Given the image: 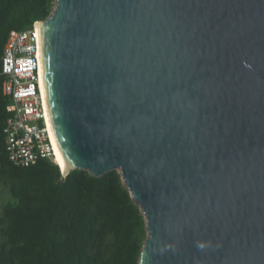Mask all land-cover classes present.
Listing matches in <instances>:
<instances>
[{"label": "water", "instance_id": "obj_1", "mask_svg": "<svg viewBox=\"0 0 264 264\" xmlns=\"http://www.w3.org/2000/svg\"><path fill=\"white\" fill-rule=\"evenodd\" d=\"M38 39L65 174L120 173L137 264H264V0H55Z\"/></svg>", "mask_w": 264, "mask_h": 264}, {"label": "trees", "instance_id": "obj_2", "mask_svg": "<svg viewBox=\"0 0 264 264\" xmlns=\"http://www.w3.org/2000/svg\"><path fill=\"white\" fill-rule=\"evenodd\" d=\"M54 4L0 0V57L11 29L45 19ZM2 79L0 73V184L10 200L0 202V264H137L145 219L116 169L101 176L74 169L62 176L49 158L29 166L9 160Z\"/></svg>", "mask_w": 264, "mask_h": 264}, {"label": "built area", "instance_id": "obj_3", "mask_svg": "<svg viewBox=\"0 0 264 264\" xmlns=\"http://www.w3.org/2000/svg\"><path fill=\"white\" fill-rule=\"evenodd\" d=\"M38 27L36 20L28 28L11 29L0 57L1 92L9 99V117L3 128L5 147L9 160L20 166L40 158L56 163L42 93Z\"/></svg>", "mask_w": 264, "mask_h": 264}, {"label": "bare ground", "instance_id": "obj_4", "mask_svg": "<svg viewBox=\"0 0 264 264\" xmlns=\"http://www.w3.org/2000/svg\"><path fill=\"white\" fill-rule=\"evenodd\" d=\"M41 84H42V79H41ZM44 101H45V100H44ZM45 105H46V103H45ZM47 122H48V126H49V129H50L51 139H52L53 144H54V150H55V161H56V163L59 165V168L61 169V171H62L63 173H66V171H67V170H66V166L60 161L59 150H58V148L56 147V144H55V142H54V140H53L52 133H51V127H50L49 121L47 120Z\"/></svg>", "mask_w": 264, "mask_h": 264}, {"label": "rangeland", "instance_id": "obj_5", "mask_svg": "<svg viewBox=\"0 0 264 264\" xmlns=\"http://www.w3.org/2000/svg\"><path fill=\"white\" fill-rule=\"evenodd\" d=\"M10 200V195L7 192L6 187L3 184H0V202L1 204H5Z\"/></svg>", "mask_w": 264, "mask_h": 264}]
</instances>
